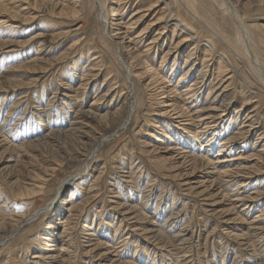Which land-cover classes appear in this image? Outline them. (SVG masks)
Masks as SVG:
<instances>
[{
	"label": "rangeland",
	"instance_id": "rangeland-1",
	"mask_svg": "<svg viewBox=\"0 0 264 264\" xmlns=\"http://www.w3.org/2000/svg\"><path fill=\"white\" fill-rule=\"evenodd\" d=\"M43 1L44 0H0V9L9 10L12 11V13L14 11L19 15L25 13L24 16H27L29 13L34 11L35 13H37L36 19L22 24L20 34L15 35L17 39H23V44L19 46L14 45L9 49L7 47L1 49L0 78L4 80L7 78H16V80L24 82L17 84L18 86L15 87L21 88L15 89L14 92L13 90H10V88H7V84H4V87H6L7 91L4 87L0 89V98L3 94H6L7 96L4 103H7L6 105H12V102L21 99L19 104L20 107L16 108L17 110L14 111V113H20L26 106L28 108L34 107V110L32 111L35 113L38 112V110L36 109H39V107L43 109V104H49L51 101L48 106L52 109V113L56 112L58 114H65L68 111V107H70L69 104L71 103L68 102V99H63L64 96L62 92H64L63 90H67L66 88H68L69 86L70 89L71 87L73 89V91L69 95H72L74 97L72 99H74L73 101L76 100L75 102L77 106L82 105L83 103V106L92 103L95 95L99 96L105 93L109 88H114L115 86H118L117 92L119 94L125 93L128 86L126 82H123V73H121L115 65H112L113 63L116 65L119 64H117L116 61V44L115 42L111 41L109 37H107V31H111L112 29V27L110 26V22H112L111 18H113L116 23L118 21H121V26L123 28L122 30L125 31L126 29H128L127 27H130L129 22H132L134 20V16H145L143 18L140 17L142 18L141 21L135 24L134 27L129 28L130 37L134 38L136 35L139 36L138 39H134L135 43H133L132 47L134 49H137V51L139 52H143L154 34L153 31L148 35L149 37L147 36L145 38L146 33H144L143 29L151 20H153L152 18H155V14H158L159 12L162 13L161 10H164L162 9L164 6L162 2H158L152 10L147 11L145 7L148 4L149 0H104L107 6V9H105V12L107 14L106 16L108 19L110 18L108 24L106 22V19L103 18V15L101 13L102 10H100L99 6L96 3V0H85V2L84 0H78L79 3L80 1L81 3L83 2L82 6H80L79 4L75 6L69 0H49L59 5L58 11H62L63 5L67 6L68 9L64 10V15L61 14L62 16H51L49 11L43 5L41 6ZM37 4L39 6H37ZM212 5L218 12V16H222L217 7H215L214 4ZM111 7L114 10H112ZM30 8L32 9V11ZM73 8L75 9L73 10ZM66 12L68 15L66 14ZM111 12H113V16ZM117 12L119 15L117 14ZM149 12H151V15H149ZM69 13L71 14L70 18ZM72 16L74 17L72 18ZM39 17L41 19H39ZM51 19L52 21L54 20L57 25L60 24L59 26L63 28V30L61 35L62 37L60 36L61 38L59 37L57 41H48L49 43H47L49 45L46 43V46H42L41 50L43 51L44 49V52H42L41 55L44 56V60H47L42 66V69L45 72L41 71L35 74L30 71V69L24 70L21 67H19L20 69L16 70L18 66L28 62L29 60L37 56L40 51L38 49L41 47H38V45H40L38 40L35 39V41L34 39H32V37L38 33L37 31L33 33V31H35L36 25H43L44 21ZM1 20L2 18L0 19V21ZM64 23L66 24V26ZM10 25L11 22L5 24V26L7 27H10ZM26 26L28 29L26 28ZM113 28H115L116 30L118 26H115L113 24ZM170 31L171 32L168 33L169 36H166L163 39L164 45L162 48H156V46L151 45L145 53H148L147 56H149L150 61L152 59L151 62L153 65H155V68H161V56L162 54L166 53L170 46V40L172 38L171 33H173V29H171ZM199 31L201 37L200 39L204 42L205 33L204 31ZM24 33L27 34L25 35ZM90 34H95V36L91 37ZM229 34L231 36H235L232 30L229 31ZM176 35H178V33ZM76 39L78 40V42ZM115 39L117 40L116 36ZM128 40L129 39L126 38V41ZM111 45L113 47H110ZM107 46H109V48ZM37 47L38 49H36ZM81 47L83 48V50ZM191 47L192 45H189L188 49ZM203 48L205 47L201 46V51L198 53L200 59L197 61V63L199 62L198 68H201V60L205 55V51ZM111 49L114 51H112ZM254 50H256L258 54H261L260 57L264 62V51H258L257 48H254ZM48 52L51 54H49ZM95 52H100V59H98L101 62L97 59H93L94 57H96ZM185 54H173L172 57L168 56V60L165 61L164 65L167 66L165 75L168 76L167 78L169 81L170 79H173L172 81H176L181 75L180 73H182V70L180 68L182 66L181 63L185 61ZM53 56L55 57L53 58ZM175 56L178 62L177 64L181 66L180 68L179 66H177L178 68H176L175 73H170V69L172 66L171 64ZM47 57L52 58L48 59ZM207 58L209 59V57ZM8 59L10 60V62L8 61ZM5 60H7L8 62ZM55 61H57V63ZM108 62L110 65L108 64ZM10 63L16 64L17 67H15V71L14 69H10L11 67H8ZM210 64H212V61ZM92 65L95 71H92L91 73H85L87 71L86 69L92 68ZM209 68V70H211L212 65H210ZM65 69L67 71H65ZM70 69L74 70H71V72ZM96 69H99L101 73L97 74L98 70L96 71ZM111 69H113L114 71ZM217 69L218 68L213 69L214 77H216V75H219ZM246 69L247 77L250 83H252V86L258 87L261 90L262 87L259 85L258 79L256 77L257 75L250 71L251 68L248 63ZM7 70H9V72ZM123 71L124 70L122 68V72ZM82 72L84 74H82ZM109 72L110 74H108ZM115 72H117L118 76ZM113 73L118 77L117 79L113 78ZM85 75H87L88 77H86ZM230 75L232 85L230 86V88H228V90L233 101L232 108L230 109L231 111L228 110L225 112V115L222 119H217V121L214 123L213 129H217L215 138L212 139L214 142L216 140V137L220 135L219 130H221V128H224L222 130L223 133L221 137L225 136L226 138L228 136H232L231 138H233L235 135H237V137H240L241 133L239 132V128H243V125H247L249 123L247 122L248 117H246L247 112L245 106L250 107L253 103L254 104L251 109L253 108L254 110H256L255 112L257 113L258 117L254 120V133L264 132V98H251V104L245 105V102L248 101L246 100V98L253 97L254 95L253 93H250L251 91H247V94L240 95L241 81L237 76H233L232 73H229L226 77ZM116 76L114 77L116 78ZM217 77L221 78V75ZM87 79L90 83L87 85L86 89L85 85H83L82 83L83 81L87 83ZM172 81L170 83L175 84V81ZM255 81L257 82L255 83ZM136 82L133 84L131 83L130 88L133 92L132 94L133 100H135V107L133 113L129 118H127L129 115L127 112L125 115H123V121L119 123L122 125H119L116 128L117 130L119 129L120 132H115L116 129H114L111 136L104 143H102L100 149L94 153L95 158L93 157L89 162H85L84 165L83 163L80 164L77 161L65 162L61 170L57 171L56 174L50 176V179L48 178V182L46 181L47 183L44 184V191H40L39 194L37 193V195L33 196L30 200H16L11 197L10 201V198L8 199L7 196L11 192H13V189L15 190L16 187H14L13 189L12 187L18 182V180L23 179L26 176L33 175L35 172H37V166L38 168L40 166L41 170H44L43 168H46L48 166L50 167L49 162H44L46 161V153H42L39 151L37 152L34 150L35 152L33 151V154L31 155L36 156L33 157L36 159V161L38 160V162L35 163L32 156H26L25 154H22L23 152H19L17 150L9 151L7 149L3 152L5 147L0 148V188H3L1 192L3 193L4 197H2L3 200L2 198H0V209L2 210V213H6L5 216H7L5 220H2V215L0 216V264H59L57 263L58 261H53V259L60 252L62 253L61 258L63 260L65 259V263L63 262V264H264V238L262 239L263 241L260 239V236H262L261 233L264 236V183L262 182L259 184H254L252 183L254 182V179L253 181L249 179L245 180L243 185L245 186L246 184L247 186H245L246 191L244 194L247 195L251 193L252 197H254V199H252L254 203L252 201H239V203L237 202V200H233L236 197L234 188L236 187L235 185L237 183L234 185L233 183H229L228 185L231 184V186H227L225 184H221L222 186H220L219 184V186L222 188H220L221 192H226V195L224 193H217V191L215 190V188L218 187L217 186L209 187V192L212 193H210L208 196L202 195L201 197V195H197L191 192V188L193 187L189 185L188 182L190 181L183 179L185 175L174 176L172 178V175L168 174L171 169L169 170L160 168L158 163L155 162L156 157H158L157 154H155V152L148 154L145 151L146 147H148V149H151V145H153L154 143H157L158 145H162L163 143L162 146H164V142L167 141H164L162 137L160 138V142H156L153 137H149V134L159 135L158 133L160 132L159 130H157V128H154V126H156V124L154 123H156L155 119L159 121L158 123H160V120H163V117L161 119L159 118L160 116H155L153 110L159 109V103H154L155 100L153 101V99L149 98V95H147L148 93L146 91H141L143 88L139 87V85H136ZM216 82L217 81H215V83ZM26 83L30 84H27L26 86ZM106 86H108V88ZM133 88H135V90ZM46 89L48 93L47 91L45 92ZM56 90H60V94L58 93L57 97L54 93V91ZM236 90L238 93L236 92ZM200 91L201 97H205L207 91H204L203 89ZM141 95H144L143 99H145L144 102H146L147 105H145L146 107L144 106L143 109L141 108L140 111H138L137 101ZM245 95H247V97ZM134 96H136L137 100L134 98ZM145 96L147 97L145 98ZM23 97H25L26 99H23ZM8 98L10 99L8 100ZM27 101L29 103H27ZM82 101L84 102L82 103ZM147 101H150V103H148ZM39 103H42L41 106L38 105ZM153 103L155 105H153ZM243 104L245 106L241 108ZM31 105H33V107ZM149 105H151V107ZM107 106V108L110 107V105ZM61 107L66 110V112L64 111L65 113L62 111L63 109ZM59 110L61 112H59ZM156 112H158L159 114L162 113V111L159 112L158 110ZM146 115L148 116V118H146ZM151 115H153L154 118ZM47 116H44L43 119L40 120L41 123L38 121L39 119H36V117L34 116L35 119L33 122H36L41 126L42 124L48 122L49 115ZM230 117H233L231 122L229 119ZM65 120L66 119L61 120L63 124H65ZM61 121H58L57 123H54V121H52L51 125L58 124V126H60L62 124ZM124 122L126 123L125 126L123 125ZM31 123L32 122L29 123L28 121H24V125L26 127L29 126L30 129L32 128L33 124ZM145 123L147 126L145 125ZM174 129L177 128L174 127ZM38 130L39 127L36 128L35 131ZM210 132L211 131H209V134ZM144 133H147V135L142 136ZM210 135L206 137L207 139H204V142L211 137ZM255 137L257 136L252 135V137L250 138H245V142H233L234 145L231 144L233 148H231V146L229 147V149L226 148V151H224L225 154L220 156L225 160L221 164H228L231 157H237L243 153V155L247 156L248 159L250 158L249 160H246L247 165L249 166L257 163V161H264V155L261 156L256 153L258 152L259 148L257 147L256 151L255 144L257 139L255 140ZM53 144L59 145L58 142H54ZM178 145H182L180 147L185 149L188 148L186 147L187 144H179L178 142ZM212 145L203 149V152H205L210 158L212 157V159H214L215 161V156L218 154V148L214 147V143H212ZM87 147L85 146L84 148L87 149ZM207 149L212 150H209L208 153V151H206ZM162 151V149L156 150V152H159V154H162L164 152ZM236 153L238 154L236 155ZM250 153L255 155H252V157H250ZM51 155L53 156V154ZM258 156L260 157L258 158ZM177 159L178 161L180 160V162L183 163V158L178 156ZM171 161L174 162V160ZM70 166H72V169ZM185 166L183 167L182 165V167H180L176 173H178L183 168H188L190 165L187 166L186 164ZM232 168L236 169L237 167L233 165ZM251 170L253 171V169ZM240 171L246 177L247 175L250 176L253 174V172H245L246 170ZM204 172L206 171L205 169H203V167H199L198 169H196L194 176L196 177L195 180H198L199 177H202V174H204ZM72 177L75 180L70 181L69 187L67 189L63 188L60 194H56L55 192L57 191L58 187L62 185L61 181L64 180V178L72 179ZM228 177L229 176L227 175V177L225 178L227 179ZM195 180L191 182H193L194 184L196 182ZM186 184L188 186H186ZM196 186H200V184ZM223 186H225L226 189L223 188ZM73 188L76 190V194L72 199L74 200V203H85L81 206L83 207V211L80 212L79 215L76 214L73 216L75 225L74 229L71 231L73 233L72 238L69 240L68 236L66 237V234H64V227L61 222L65 220V218H68V213L66 212V210H68V208L70 207L69 198L71 197V190H74ZM243 189L241 191H243ZM223 194L225 196H223ZM54 197V203L52 202L51 207L48 208V210H46L45 212L43 208L47 207V205H49V203L51 202V199ZM214 197L217 198L216 206H218L216 208H213V206H208L210 200ZM5 200H8V202H6ZM3 204L5 205L3 206ZM20 204H24V206L22 207ZM10 206L14 209H11ZM133 206L136 207V210L140 213L139 216L137 217V214L133 212L129 217H127L126 212L128 207ZM245 206L248 209H243ZM228 207H232L234 209L232 212L233 215H231V217L233 216L232 218L234 220L227 221L226 217L224 215L222 216L221 214L223 210H227ZM215 211L218 213H215ZM22 213L25 214V216L23 218L19 217L20 221L15 222V216ZM173 213L175 215L172 216L171 214ZM238 213L240 214V216ZM10 217L14 218L11 220ZM13 224L15 225L12 226ZM254 224L258 226H255ZM50 225H52V227ZM248 225L254 226L256 228L255 230L258 231L254 230L253 232L258 233L255 234V239H251V241L249 240V242H246V244L248 245L247 247V245H243V243H240V240L235 241L229 231L243 230L244 232H247L249 230ZM8 226H10V228ZM11 231L12 233L9 234ZM257 236L259 238H257ZM53 238H55V241H53ZM254 247L256 248V250ZM61 248L65 249L63 250L64 252L61 251ZM88 250L90 251L88 252ZM259 255H261V257Z\"/></svg>",
	"mask_w": 264,
	"mask_h": 264
},
{
	"label": "bare ground",
	"instance_id": "bare-ground-1",
	"mask_svg": "<svg viewBox=\"0 0 264 264\" xmlns=\"http://www.w3.org/2000/svg\"><path fill=\"white\" fill-rule=\"evenodd\" d=\"M69 1H71L72 4L75 6L78 4L80 6L83 5L82 4L83 2L81 3V1H80V3H79L78 0H69ZM105 1L104 0H96V3L99 6L100 10H102L101 13L103 15V18L106 19V22L109 24L110 18L108 19L106 16L107 14L105 12V9H107L106 8L107 6H106ZM84 2H85V0H84ZM158 2H162V4L164 5L162 9H164V10H161L162 13L159 12L160 14L159 13L155 14L154 15L155 18H152L153 20H151L143 29L144 33H146L145 38L151 32L154 31V34H153L151 40L149 41V43L147 44V46L143 52H139V51H137V49H134L132 47L133 43H135L134 39H136V38L138 39L139 36L136 35L134 38L130 37L129 36V28L134 27L135 24L139 23L141 21V19L145 16H139V17L134 16V18H133L134 20L132 22H129L130 27H127L128 29H126L125 31L122 30L123 28L121 26L122 25L121 21H118L116 23L114 21V19L111 18L112 22H110V26L112 27V29H111L112 33H111V31H107V37H109V39L111 41L115 42V44H116V51H117L116 52V61H117V64H119V65H116L114 63L113 64L111 63V64L115 65L120 70V72L123 73V79H124L123 82L124 83L126 82V84L128 86L127 88L125 86V88H126V91L124 90L125 93L119 94L117 92L118 86H115L114 88H109L105 93H103L99 96L95 95L92 103H90L86 106H83L84 101H82L83 104L77 106V104L75 102L76 100L73 101L74 99H72L74 97L72 95H69L73 91L72 87H71V89H72L71 90L70 86H69L68 88H66L67 90H63L64 92H62L63 96H64L63 99H66V100L68 99L69 100L68 102L71 103V104H69L71 109H70V107H68L67 112H66V110H64L62 108L64 106V104L61 107L63 109L62 111L66 112V113L64 112L65 114H58L56 112L52 113V109L48 106L51 103V101L49 104L48 103L43 104V109L41 107H39V109H36V110H38V112H35V113L32 111V110H34L33 105H31L33 108H31V107L28 108L26 106L22 109V111L20 113H17V112L14 113V111L17 110L16 108L20 107L19 104H20L21 99H18L15 102L11 101L12 105H10V104L6 105L7 103L5 104L4 101H5L7 96H6V94L1 95V98H0V148L5 147L3 152L6 149L9 151L17 150L19 152H23L22 154H25L26 156L27 155L32 156V158L36 157L34 155H31V154H33L32 152L34 150L37 152L39 151L42 153H46V157H45L46 161H44V162L50 163V167L48 166L46 168H43L44 170H41L40 166L38 168V166H37L38 164H37L36 165L37 166V172H35L33 175L26 176L23 179L18 180V182L16 184L13 183L14 186L12 187V189L14 187H16V188H15V190L13 189V192L8 194V196H7L8 199L10 198V201H11V197L13 199H16V200H21V199H24L25 201L30 200L33 196L37 195V193L39 194L40 191H44V184L48 182V180L50 179L49 177L52 176L53 174H56L57 171L61 170V168L63 167L65 162L77 161L80 164L83 163V165L85 164V162H89L95 156L94 153L100 149V147L102 146V143H104L111 136L114 129H116L119 125H122L119 123L121 121H123V119H122L123 115H125L127 112L129 114L127 118H129L130 115L133 113V110L135 107L134 106L135 100H133V94H132L133 92L130 88H131V83L133 84L137 81L136 85H139V87H142L144 90L142 89L141 91H146L148 93L147 95H149L148 97L153 99V101L155 100L154 103L155 102L159 103V107H158L159 109H157V108L156 109L159 112L162 111V113L159 114L158 112H156L157 110H153L155 116L156 117L160 116L159 118H161V119L163 117V120H160V123H158L159 121L155 119L156 123H154V124H156V126H154V128H157V130H159L160 133H158L159 135L149 134V137H153L156 142H160V138L163 137L162 139L164 141H167V142H164V146H162L163 143H162V145H158L157 143H154L153 145H151V147H152L151 149H148V147L145 148V151L148 154L153 153V152H155V154H157L158 157H156L155 162L158 163L159 167L163 168V169L164 168L169 169V170L171 169V171H169L168 174L172 175L171 176L172 178L174 176H184L185 175L183 179L190 181L188 183H189V185H191V187H193V188H191V192H193L194 194H197V195H201V197H202V195L208 196L210 193H212V192H209L210 191L209 187H217L218 186L217 188H215L217 193H224L223 191L221 192V190H220V188H221L220 186H222L221 184L231 186L232 183H233V185L237 183L235 185L236 187L234 188V193H235L236 197L233 200H237V202H239V201H246V202L252 201L254 203V201L252 200V199H254V197H252L251 193H249L247 195L244 194L246 191L245 186H247V185L245 184V186H244L243 184H244V181L247 179L252 180V181L254 179V182L251 181L254 184H257V183L259 184L262 182L264 183V161H261L259 159L260 161H257V163L249 166V165H247L246 160H249L250 158L248 159L247 156L243 155L244 154L243 153L237 157H231L230 162L228 164H226V163L221 164L225 160L222 159L220 156L225 154L224 151H226V148L229 149L230 146H231V148H233L231 145V144L234 145L233 142H235V141L245 142V138L246 139L250 138V137H252V135L257 136V137H255V140L257 139L256 144H255L256 145V151H257V147L259 149H258V152H256V153H258V155H261V156L264 155V132L254 133V128H253L254 120H255V118H258L257 113L255 112L256 110H254L253 108L251 109V107L253 106L254 103L250 107L245 106L246 104H251V100H250L251 98H256V97L264 98V62L260 57L261 54H258V52H256V50H254V48H257L258 51L259 50L264 51V0H149L145 9L147 11L152 10L153 7H155ZM211 3L214 4L215 7H217V9L220 11L222 16H218V12L215 10V8L213 7V5ZM85 4H87V3H85ZM42 5L49 11L51 16L61 15V14H63L64 10L68 9L67 6L63 5L62 11H58L59 5L57 3L49 1V0H44L43 3L41 4V6ZM37 6H39V5L37 4ZM19 7H21V6H19ZM75 8H73V10ZM112 10H114V9L112 8ZM31 11H32V9H31ZM38 13H40V12H38ZM111 13L113 16L114 15L113 12H111ZM24 14L19 15L17 12H14V11L12 13V11L0 9V19L2 18V20L0 21V52H1V49L5 48V47H7L9 49V48L13 47L14 45L19 46V45L23 44L22 43V42H24V41H22L23 39L19 40V39H17V37L15 35L20 34L21 29H22V24H25L28 21L34 20L37 17V13H35V11L29 13L30 15L28 14L27 16H24ZM26 14H27V12H26ZM66 14H67V12H66ZM117 14H118V12H117ZM70 15L71 14L69 13V18H70ZM149 15H151V12H149ZM73 17L74 16H72V18ZM140 17H142V18H140ZM122 18H123V16H122ZM39 19H41V18L39 17ZM8 22H11L10 27L5 26V24ZM113 24L115 26L116 25L118 26V28H116V30H115V28H113ZM59 25H57L54 20L52 21V19L44 21L43 25H40V24L36 25V29H35V31H33V33L36 31L38 33L35 34L32 37V39L38 40V42L40 44V45H38V47L40 46L41 48L38 49V47H37L36 49H38L40 51L38 54L36 53L37 54L36 57L32 58L31 60H29L28 62H26L24 64H21L20 66H18V68L16 70L20 69L19 67H21L24 70L30 69V71H32L35 74L38 72L44 71L42 69L43 68L42 66L47 60L43 59L44 56L41 54H42V52H44V49H43V51L41 49H42V46H44L48 41H57V39H59V37L62 35V30H63V28H61ZM65 26H66V24H65ZM26 28H27V26H26ZM171 29H173V33H171V37H172V38L170 37L171 40L169 39L170 40V46H169L168 50L166 51V53L162 54L161 62L159 61L161 63V65H160L161 68L160 69L155 68V65H153L151 62L152 59L150 61L149 56H147L148 53L147 54H145V53L147 52V50L150 48L151 45L156 46V48L157 47L162 48L164 45L163 39L166 36H169L168 33L171 32L170 31ZM6 30H8V31H6ZM199 30H201V32L204 31V33H205V34L203 33L205 35L204 42H203V40L200 39L201 37L199 34L200 33ZM230 30L233 31L235 36L234 35L231 36L229 34ZM177 33H178V35H176ZM203 34H202V37H203ZM63 35H65V34H63ZM92 36H95V34L91 35V37ZM115 36H116L117 40L115 39ZM126 38H128L129 40L126 41ZM100 39H102V38H100ZM26 40H27V38H26ZM167 40H168V37H167ZM74 42H76V41H74ZM77 42H78V40H77ZM93 42H94V38H93ZM202 42H203V44H202ZM84 44H86V43H84ZM103 44H105V43H103ZM189 45H192V47L188 49ZM201 46L205 47V48H203L205 51L204 52L205 55H204V58L201 60V68H198L199 62L197 63V61L200 60L198 53L201 51ZM253 46H254V48H253ZM258 46H259V48H258ZM107 47L109 48V46H107ZM110 47H113V46L111 45ZM51 48H52V46H51ZM83 48H84V46H83ZM83 48H82V50H83ZM47 50H48V48H47ZM72 50H73V48H72ZM112 51H114V50H112ZM100 52H102V51H100ZM99 53L95 52L96 57H94L93 59H97L98 61H100L99 60L100 59ZM181 53L183 55L186 53L185 59H184L185 61H183V63H181L182 66L180 65L181 66V68H180V66L177 64L178 62H177L176 56H175V58L173 59L172 64H171L172 66L170 69V73H175L176 68H178L177 66H179V68L182 70L181 71L182 73H180L181 75L179 76L178 80H176V81L174 80L175 82L172 81L173 79H170V81H169L167 78L168 76L165 75L166 71H167V66L164 65L165 61L168 60V56L172 57L173 54L177 55V54H181ZM49 54H51V53H49ZM54 57L55 56H53V58ZM207 57H209V59ZM51 58L49 57L48 59H51ZM82 58H83V56H82ZM90 58H91V55H90ZM112 59H114V58H112ZM5 61H7V60H5ZM8 61L10 62L9 59H8ZM49 61H52V60H49ZM211 61H212V64H210ZM55 62L57 63V61H55ZM247 63L249 64L250 68L252 69V70L250 69V71L255 73V75H257L256 77L258 79L259 85L262 87L261 90L258 87L252 86V83H250V81L247 77V74H246ZM11 64H14V63H10L8 65V67L9 68L11 67L10 69H14V71H15V67H17L16 64H14V65H11ZM108 64H109V62H108ZM156 64H157V62H156ZM210 65H212V69H211L212 71L209 70ZM85 67H84V69H85ZM117 68H116V70H117ZM122 68L124 70L123 72H122ZM215 68H218L217 72H219V75H216V77H214V70H213ZM105 69H107V68H105ZM71 70L72 69H70V71ZM86 70L87 71L85 73H91L92 71H95L93 65H92L91 69L88 68ZM111 70H113V69H111ZM7 71L9 72V70H7ZM65 71H67V70L65 69ZM96 71H97V74L101 73L99 71V69H96ZM110 72L108 74H110ZM24 73H26V72H24ZM115 73L118 76L117 72H115ZM229 73H232L233 76H237L239 78V80L241 81L240 82L241 83L240 95L241 94H247V91H251L250 93H253V95H254L253 97L246 98V100H248V101L245 102V105L243 104L241 106V108L243 106H245V109L247 112L246 117H248L247 122H249V123L247 125H243V123H242V125L244 126L243 128H239L237 126L239 128V132L241 133L240 137H237V135H235V136L233 135L234 136L233 138H231L232 136L231 137L228 136L226 138H225V136L221 137V135L223 133L222 130L224 129V128H221V130H219L220 135L216 137V140L214 139L215 140V142H214L212 139L215 138V135L217 133L216 132L217 129L216 128L213 129L214 123L217 121V119H222L223 116L225 115V112L232 108L233 101H232V98L230 97L229 90H228V88H230V86L232 85V80H230L231 75L226 77ZM82 74H84V73L82 72ZM116 75L115 74L113 75L114 79L118 78ZM220 75H221V78H218L217 76H220ZM85 76L88 77L87 75H85ZM114 76H116V78ZM19 79H21V78H19ZM51 80H54V79H51ZM61 80H63V79H61ZM104 80H105V78H104ZM80 81H82V80H80ZM171 81L174 82L175 84L170 83ZM215 81H217V82L215 83ZM251 82H253V81H251ZM256 82L257 81H255V83ZM20 83H24V82H20L19 80H16V78L15 79L7 78L5 80L0 78V89H2L5 86L4 84H7V88H10V90H13V92H14L15 89L21 88V87H17V88L15 87V86H18L17 84H20ZM36 83H37V81H36ZM89 83L90 82L87 79V83H85V81H83L82 84L85 85V87L87 89V85ZM27 84H30V83H26V86H27ZM110 85H112V84H110ZM106 87L108 88V86H106ZM4 88L7 91L6 87H4ZM133 89L135 90V88H133ZM202 89L204 91H207L206 92L207 94L203 98L201 97V94H200V92H201L200 90H202ZM46 91H47V89L45 90V92ZM59 91H57V90L54 91L56 97H57L58 93L60 94ZM122 91H123V89H122ZM236 92H237V90H236ZM10 93H12V92H10ZM47 93H48V91H47ZM21 95H22V93H21ZM141 96L139 97V99L137 101L138 103L136 102L138 111H140L141 108L143 109L144 106L147 105L146 102H144L145 99H143L144 95L142 97ZM245 96L247 97V95H245ZM14 97H16V96H14ZM146 97L147 96H145V98ZM134 98L136 99V96H134ZM9 99L10 98H8V100ZM23 99H26V98L23 97ZM27 103H29V102L27 101ZM148 103H150V101ZM154 103H153V105H155ZM41 104L42 103H39L38 105L41 106ZM23 105H25V104H23ZM107 105H110L111 108L110 107L107 108L108 107ZM149 106L151 107V105H149ZM59 112H61V111L59 110ZM47 115H49V120L47 123L43 122L44 124H42L40 126L36 122H33L35 117H36V119H39L38 121L40 122V120H42L43 117L44 116L46 117ZM62 116H63V118H62ZM151 116H153V115H151ZM146 118H148V116ZM149 118H150V116H149ZM153 118H154V116H153ZM165 118H168V119H165ZM63 119H66L65 124H63V122L61 121ZM229 119L231 122L233 117H230ZM238 120H239V118H238ZM24 121H26V122L28 121L29 123L32 122L33 123V124L31 123L32 128L30 129L29 126L26 127L24 125ZM52 121H54V123L61 121L62 124L60 126H58V124L51 125ZM151 121H152V119H151ZM146 123H145V125H146ZM125 124L126 123L124 122L123 125L125 126ZM38 127H39V130L35 131L36 128H38ZM174 127L177 128L178 130L174 129ZM150 128H152V127H150ZM257 129H259V128H257ZM117 131L120 132L119 129L115 130V132H117ZM209 131H211L210 132L211 135L209 134ZM237 131H238V129H237ZM146 135H147V133H144L142 136H146ZM209 135L211 137L208 138V140H205V142H204V139H207L206 137ZM137 138H139V137H137ZM242 138H244V139H242ZM54 142H58L59 145L58 144L54 145L53 144ZM178 142H179V144L180 143L181 144H187L186 147H188V148L185 149V148L180 147L182 145L179 146ZM212 143H214V147L218 148V154L215 156V161H214V159H212V157L210 158L205 152H203L204 151L203 149H205L208 146H211ZM87 145H88V147H87ZM85 146L87 147V149L84 148ZM249 146H250V144H249ZM161 149L164 151V152L162 151L163 152L162 154H159V152H156V150H161ZM209 150H212V149H207L206 151H208V153H209ZM51 154H53L54 157ZM237 154L238 153H236V155ZM239 154H240V152H239ZM252 155H255V154H251L250 157H252ZM178 156L183 158V163H186L187 166L190 165L191 167L189 166L188 168H183L178 173H176L177 170H179V168L182 167V165H183V167L186 165V164H183L182 162H180V160L178 161V159H177ZM259 157L260 156H258V158ZM171 160H174V162H172ZM33 161L35 163L38 162V160L36 161L35 158H33ZM77 162H75V163H77ZM233 165H235V167H237V168L236 169L232 168ZM70 167L72 169V166H70ZM199 167H203V169H205L206 172H204V174H202V177H199L198 180H195V178H196V177H194L195 171ZM83 169H84V166H83ZM251 169H253V171ZM240 170H243V171L246 170L245 172H247V173L253 172V174L250 176L247 175V177H246L244 174L241 173ZM227 175L229 176L227 178L228 180L225 178V177H227ZM73 180H75L73 177H72V179L64 178V180L61 181L62 185L60 187H58V189L55 193L60 194V192L63 190V188L67 189L69 187L70 181H73ZM194 180L196 182L193 184V182H191V181H194ZM229 183H231V184L228 185ZM199 184H200V186H196ZM219 184H220V186H219ZM184 186H185V184H184ZM186 186H188V185L186 184ZM256 187H257V185H256ZM223 188H225V186H223ZM242 189H243V191H241ZM2 190H3V188H0V198L3 197V193L1 192ZM79 191H80V188H79ZM261 192H263V191H261ZM232 193H233V191H232ZM70 194H71V197L69 198L70 199V207L68 208V210H66V212L68 213V218H65V220H63L61 222L63 227H64V234H66V237L68 236L69 240L72 238L73 233L71 231L74 229V225H75V222L73 220V216L76 214L79 215V213L83 211V207H81V206L85 203V202L84 203H80V202L74 203V200H72V199L76 194L75 189L71 190ZM224 194H223V196H225L227 193L225 195ZM263 195H264V193H263ZM54 196H56V195H54ZM147 196H149V195H147ZM3 198H2V200H3ZM216 199L217 198H215V197L213 199H211L208 206H213V208H216L218 206V205L216 206V204H217ZM54 200H55V197L51 199V202L49 203V205H47V207L43 208V210H45V212H46V210H48V208L51 207L52 202L54 203ZM85 200H86V198H85ZM5 201L8 202V200H5ZM226 202H227V200H226ZM4 205L5 204H3V206ZM21 206L23 207L24 204H22ZM232 207H228L227 210H223L222 213L220 212L222 214V216L224 215L226 217L227 221L234 220L232 218L233 216L231 217V215H233L232 212L234 210L233 209L234 207L233 208ZM246 208L247 207L245 206L243 209H246ZM11 209H14V208L11 207ZM8 211H10V210H8ZM21 212H23V211H21ZM57 212H58V210H57ZM133 212H135L137 214V217L140 214L136 210V207L133 206V207H128L127 212H126V216L129 217L130 214ZM215 213H218V212L215 211ZM1 215H2V220H5L7 217V216H5L6 213H2V210L0 209V216ZM171 215L173 216L175 214L173 213ZM24 216H25V214L22 213V214H18L17 216H15L16 219L14 217H10V219L12 220L14 218L15 222H17V221L19 222L20 221L19 217L23 218ZM239 216H240V214H239ZM239 222H241V221H239ZM245 222H248V221H245ZM15 224H13L12 226H14ZM50 226L52 227V225H50ZM255 226H258V225H255ZM8 227L10 228V226H8ZM230 229H231V227H230ZM255 229L256 228L254 226H249V230L247 232H244L243 230H240V231H232L231 230L229 232L231 233V236L235 239V241L240 240L241 241L240 243H243V245H247L246 242H249V240L251 241V239H255V237H256L255 234L258 233V232H256V233L253 232ZM259 229H260V227H259ZM12 231L9 234H11ZM255 231H258V230H255ZM261 235L262 236H260V239L262 240L264 238V236L262 233H261ZM257 238H259V237L257 236ZM54 239L55 238H53V241H55ZM253 241H255V240H253ZM247 247H248V245H247ZM63 250H65V249L61 248V251H63ZM67 250H68V248H67ZM255 250H256V248H255ZM89 251L90 250H88V252ZM61 254L62 253L60 252L58 255H56L54 257L53 261L55 260L56 262L58 261L57 263L63 264L65 259L63 260L61 258ZM259 256L261 257V255H259ZM49 258H51V257H49ZM261 259H263V258H261ZM11 260H12V258H11ZM74 260H75V258H74ZM15 264H17V263H15Z\"/></svg>",
	"mask_w": 264,
	"mask_h": 264
}]
</instances>
